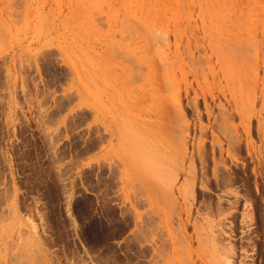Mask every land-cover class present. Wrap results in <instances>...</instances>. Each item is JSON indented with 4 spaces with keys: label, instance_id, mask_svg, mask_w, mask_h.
I'll return each mask as SVG.
<instances>
[{
    "label": "rangeland",
    "instance_id": "374dc122",
    "mask_svg": "<svg viewBox=\"0 0 264 264\" xmlns=\"http://www.w3.org/2000/svg\"><path fill=\"white\" fill-rule=\"evenodd\" d=\"M0 264H264V0H0Z\"/></svg>",
    "mask_w": 264,
    "mask_h": 264
},
{
    "label": "bare ground",
    "instance_id": "6f19581e",
    "mask_svg": "<svg viewBox=\"0 0 264 264\" xmlns=\"http://www.w3.org/2000/svg\"><path fill=\"white\" fill-rule=\"evenodd\" d=\"M229 118V117H228ZM228 120H230V119H228ZM98 132V131H97ZM230 133V132H229ZM228 135V134H227ZM229 139V138H228ZM201 158H203V157H201ZM202 160V159H201ZM202 162V161H201ZM203 177H204V175H203ZM184 189V188H183ZM183 191V193H185L184 192V190H182ZM166 194V193H165ZM170 194V193H169ZM164 196V195H163ZM170 196H171V194H170ZM165 198V197H164ZM170 200V199H169ZM138 202H139V200H138ZM143 202V201H142ZM166 208H164L165 209V211L166 212H170L172 215L174 214V210H173V208L172 209H170L169 207H171V206H165ZM170 209V211H168L167 209Z\"/></svg>",
    "mask_w": 264,
    "mask_h": 264
}]
</instances>
